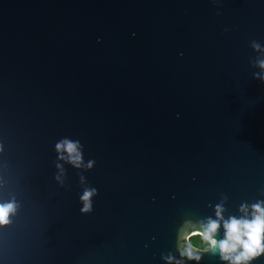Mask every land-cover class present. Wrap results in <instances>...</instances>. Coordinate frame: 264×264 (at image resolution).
Here are the masks:
<instances>
[{"label": "water", "instance_id": "obj_1", "mask_svg": "<svg viewBox=\"0 0 264 264\" xmlns=\"http://www.w3.org/2000/svg\"><path fill=\"white\" fill-rule=\"evenodd\" d=\"M261 60L264 0H0V264H229L182 236L264 206Z\"/></svg>", "mask_w": 264, "mask_h": 264}, {"label": "clouds", "instance_id": "obj_2", "mask_svg": "<svg viewBox=\"0 0 264 264\" xmlns=\"http://www.w3.org/2000/svg\"><path fill=\"white\" fill-rule=\"evenodd\" d=\"M259 50V45H254ZM258 66L264 69V60L258 62ZM78 142L70 140H62L57 143V153H67L70 160L77 166H80L81 154ZM2 150V149H0ZM63 155L60 159H63ZM89 168L92 164L89 163ZM96 194L95 189H85L81 200L84 204L83 212L91 211V197ZM16 205L14 202L0 204V225L8 223V218L15 212ZM246 211V209H241ZM221 209L217 208V216H220ZM252 218L236 219L231 218L224 223L225 238L219 242L214 239L220 225L217 221L209 220L207 225H201L197 231L185 233L182 240L187 243V247H183L182 256H186L189 260H199L200 257L195 254L194 250L198 249L192 241L199 238L206 241L205 249H213L218 247L221 258L229 264H248L249 261L264 254V206L256 204L252 209Z\"/></svg>", "mask_w": 264, "mask_h": 264}, {"label": "trees", "instance_id": "obj_3", "mask_svg": "<svg viewBox=\"0 0 264 264\" xmlns=\"http://www.w3.org/2000/svg\"><path fill=\"white\" fill-rule=\"evenodd\" d=\"M192 243L194 244V245H196V247L198 248V249H202V250H204L205 249V244L207 243L206 241H201L199 238H196V239H194L193 241H192Z\"/></svg>", "mask_w": 264, "mask_h": 264}]
</instances>
